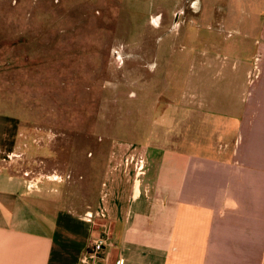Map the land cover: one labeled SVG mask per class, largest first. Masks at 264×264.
<instances>
[{"label": "crops", "instance_id": "1", "mask_svg": "<svg viewBox=\"0 0 264 264\" xmlns=\"http://www.w3.org/2000/svg\"><path fill=\"white\" fill-rule=\"evenodd\" d=\"M190 8L201 28L180 93L142 114L152 141L110 148L92 208L78 211L62 179L14 169L27 136L0 115V264H78L104 233L98 264H264V0Z\"/></svg>", "mask_w": 264, "mask_h": 264}, {"label": "rangeland", "instance_id": "2", "mask_svg": "<svg viewBox=\"0 0 264 264\" xmlns=\"http://www.w3.org/2000/svg\"><path fill=\"white\" fill-rule=\"evenodd\" d=\"M190 10V0H0V115L27 136L14 169L62 179L80 212L95 206L110 148L152 141L142 114L180 93L201 28Z\"/></svg>", "mask_w": 264, "mask_h": 264}, {"label": "built area", "instance_id": "3", "mask_svg": "<svg viewBox=\"0 0 264 264\" xmlns=\"http://www.w3.org/2000/svg\"><path fill=\"white\" fill-rule=\"evenodd\" d=\"M86 217L91 219L94 217L90 212L86 213ZM108 239V234L104 233L100 236H92L86 245V248L83 250L81 255L78 258V264H98L95 262L98 257V253L103 249ZM115 264H122V259H118Z\"/></svg>", "mask_w": 264, "mask_h": 264}, {"label": "bare ground", "instance_id": "4", "mask_svg": "<svg viewBox=\"0 0 264 264\" xmlns=\"http://www.w3.org/2000/svg\"><path fill=\"white\" fill-rule=\"evenodd\" d=\"M136 190H137V188H136ZM135 194V193H134Z\"/></svg>", "mask_w": 264, "mask_h": 264}]
</instances>
